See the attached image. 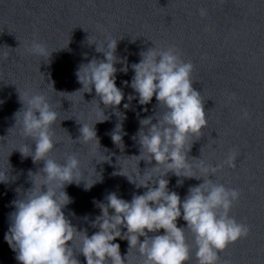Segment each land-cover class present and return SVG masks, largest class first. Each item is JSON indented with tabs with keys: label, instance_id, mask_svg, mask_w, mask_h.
Listing matches in <instances>:
<instances>
[{
	"label": "water",
	"instance_id": "95a60500",
	"mask_svg": "<svg viewBox=\"0 0 264 264\" xmlns=\"http://www.w3.org/2000/svg\"><path fill=\"white\" fill-rule=\"evenodd\" d=\"M201 9L206 15L200 14ZM106 39L117 40L115 54L126 57L128 64L127 73H116L124 99L115 109L99 100L94 87L91 92H75L82 88L76 69L94 56L103 58V53L95 51V43H89ZM33 41L46 46L49 59L31 51ZM149 47H172L183 61L193 64L191 80L201 94L207 125L189 137V159L194 166L199 161L192 157L210 167L220 165L209 178L240 192L230 215L250 231L219 252V264H264V0H0V173H4L0 179L5 180L0 182V264H21L4 239L9 214L14 211L11 202L32 187L28 171L37 172L44 164L43 160L34 163L31 156L22 157L18 150L35 149L32 138L21 131L22 112L15 125L14 113L22 107L19 93L22 99L43 94L57 113L50 128L55 146L48 157L63 163L75 154L80 161L76 179L81 180L79 185H66L72 202L62 211L78 230L91 236L98 231L91 223L101 214L98 204L107 203L109 193L130 201L134 194L146 191L118 174L120 168L137 180L144 171L157 174L152 169L155 160L138 163L140 158L129 156L140 154L138 140L133 139L139 119L153 116L155 123V114H162L164 106L155 95L147 105H140L138 97L129 102V94H136L123 84L134 75L131 64L139 62V53ZM122 66L116 64L117 69ZM98 103L109 119L95 124L104 118ZM125 103L130 104L128 109ZM116 111L125 118L121 120ZM118 123H122L123 144L117 145L111 133ZM82 124H95L100 146L95 140L79 141ZM229 154L236 156L234 167L226 163ZM105 155L110 162L101 161L107 159ZM165 178L169 190L181 200L190 186L203 181L171 172ZM178 179L183 183L177 185ZM96 180L85 189V183ZM177 226H186V221L178 218ZM184 234L191 246L185 264H197L194 235L188 228ZM82 235L76 234L72 247L80 264H86L79 253ZM115 242L124 257L128 241L117 238ZM138 248L129 249V264H143Z\"/></svg>",
	"mask_w": 264,
	"mask_h": 264
},
{
	"label": "clouds",
	"instance_id": "9594fccd",
	"mask_svg": "<svg viewBox=\"0 0 264 264\" xmlns=\"http://www.w3.org/2000/svg\"><path fill=\"white\" fill-rule=\"evenodd\" d=\"M200 14L206 15V10L201 9ZM92 43L96 45V52L103 53V58L94 56L76 69L82 88L75 92L82 89L91 92L94 87L99 100L106 107L115 109L124 99V92L116 84V73H127V58L115 54L117 40L106 39L89 44ZM31 51L48 59L51 56L46 46L36 41H33ZM139 56V62L131 64L134 70L131 81H123L136 94H129L128 101L138 97L140 105H147L155 95L165 111L155 114V123L153 116L139 119L140 128L133 139L138 140L140 154L129 157L140 158L138 163L140 160H155L152 169L157 174L144 171L143 175L139 173L140 179L137 180L124 174L120 168L118 174L127 176L137 188L144 187L146 191L134 194L130 201L118 197L115 192L109 193L107 203L98 204L101 214L91 222L98 231L91 236L86 230H78L62 211L72 202L65 190L66 185L74 182L79 185L81 180L76 179L80 161L75 154H70L63 163L48 157L55 146L50 128L57 119V113L43 94H31L22 99L19 93L22 107L14 113L15 125L18 114L22 112L19 120L21 131L24 136L32 138L35 149L29 151L25 146L18 150L22 157L31 156L34 163L44 161L37 172L28 171L32 187L24 191L23 197L11 202L14 211L9 214L10 223L4 239L21 264H80L72 247L77 233H83L79 253L85 257L86 264H129V249L137 245L144 256L143 264H185L190 259L191 250L185 238V228L194 235L197 264H219V252L228 243L248 235V225L230 215L233 203L240 197L239 190L209 178L220 165L210 167L199 158L192 157L199 161L194 166L193 160L189 159L192 147L188 144L189 137L200 133L207 125L201 94L191 80L193 64L183 61L172 47L166 50L149 47ZM117 63L123 66L117 69ZM123 107L128 109L130 104L125 103ZM100 110L104 118L95 124L109 119L101 107ZM116 115L121 120L125 118V114L119 111ZM95 124H82L79 141L88 143L95 140L99 144ZM121 130L122 123H118L111 133L117 145L122 143ZM106 157L101 161L110 162V156ZM235 159V154H229L228 166L234 167ZM161 165L165 169L163 172H160ZM196 171L203 174L197 175ZM169 172L179 178H203V181L190 186L181 200L177 192L168 188L169 180L165 177ZM3 175L0 173V177ZM97 181L85 183V189H90ZM0 182L5 180L0 179ZM182 183L183 179L177 180V185ZM181 217L186 226H177V219ZM122 229L126 231L122 232ZM161 229L164 230L162 234L148 235L159 233ZM140 237L144 239L140 240ZM117 238L128 241L124 257L120 244L115 242Z\"/></svg>",
	"mask_w": 264,
	"mask_h": 264
}]
</instances>
